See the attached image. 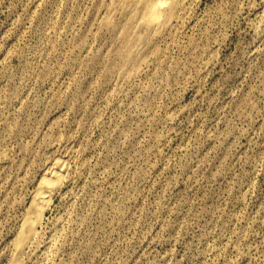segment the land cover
Segmentation results:
<instances>
[{
	"label": "rangeland",
	"instance_id": "obj_1",
	"mask_svg": "<svg viewBox=\"0 0 264 264\" xmlns=\"http://www.w3.org/2000/svg\"><path fill=\"white\" fill-rule=\"evenodd\" d=\"M109 2L0 0V264H264V0H195L129 73Z\"/></svg>",
	"mask_w": 264,
	"mask_h": 264
},
{
	"label": "bare ground",
	"instance_id": "obj_2",
	"mask_svg": "<svg viewBox=\"0 0 264 264\" xmlns=\"http://www.w3.org/2000/svg\"><path fill=\"white\" fill-rule=\"evenodd\" d=\"M194 2L195 0H110L102 27L111 29L116 39L124 45L126 73L135 69L136 62L147 55L166 32L178 25ZM261 16L264 25V9ZM68 173V159L64 155L47 163L42 179L34 190L31 204L21 220L14 254L16 257L40 236L38 226L44 212Z\"/></svg>",
	"mask_w": 264,
	"mask_h": 264
}]
</instances>
